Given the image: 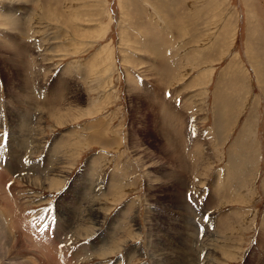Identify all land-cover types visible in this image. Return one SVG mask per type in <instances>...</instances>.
Listing matches in <instances>:
<instances>
[{"label": "rangeland", "instance_id": "1", "mask_svg": "<svg viewBox=\"0 0 264 264\" xmlns=\"http://www.w3.org/2000/svg\"><path fill=\"white\" fill-rule=\"evenodd\" d=\"M263 223L264 0H0V264H260Z\"/></svg>", "mask_w": 264, "mask_h": 264}, {"label": "crops", "instance_id": "2", "mask_svg": "<svg viewBox=\"0 0 264 264\" xmlns=\"http://www.w3.org/2000/svg\"><path fill=\"white\" fill-rule=\"evenodd\" d=\"M6 41H8V40H6ZM19 55V54H18ZM23 54L21 53V55H19V57H21ZM20 59V58H19ZM18 61V68H19V66H20V64H21V60H17ZM20 71H22V68L20 69ZM19 71V69H18V72H20ZM17 75L18 76H20L19 75V73H17ZM18 79H19V81H21L22 82V85H24L23 84V78L20 76V77H17ZM22 79V80H21ZM18 85H20V84H18ZM22 85L20 86V87H18L17 88V93L21 96L22 94H23V90H22ZM50 89H51V87L50 88H48V90H47V95H46V97L43 99V101H40V102H44V101H46L48 98H50V96H49V91H50ZM15 92H16V90H15ZM25 92V91H24ZM107 96H109V95H106V97ZM102 97H103V94H102ZM23 99H24V94H23V97H22ZM27 98H29V97H27ZM81 99H83L84 98V95L83 96H81L80 97ZM20 99H21V97H20ZM62 100V99H61ZM78 103L79 104H83V102H81V100L80 99H78ZM104 102H102V104H103ZM79 104H76V105H73V106H68L67 108H70V109H73V108H76L77 109V111L74 113V114H72L71 116H70V119H69V121H68V124H63L62 126H57L53 121H51L50 119H48L47 118V115L45 114V117H46V119L51 123V124H53L54 126H55V128H62V127H65L66 125H69V124H73V123H76V122H78L79 120H83V118H85V114H86V112H87V110H88V104L87 103H85V100H84V106L83 107H80V105ZM105 104H106V102H105ZM45 106V105H44ZM43 106V107H44ZM52 108V107H51ZM48 109H50V108H48ZM47 109V110H48ZM34 110H37V109H35V108H32L31 110H30V112H32V111H34ZM165 110H167V109H165ZM30 112L28 111L27 113H26V115L28 114H30ZM167 113V112H166ZM169 115V114H168ZM167 115V116H168ZM21 119H23V116H20L19 117V123L20 124H22L21 123ZM72 119L74 120V122L72 123L71 121H72ZM171 119H170V117H168V122H167V124L166 125H168V124H170L169 123V121H170ZM69 122H71V123H69ZM20 128H21V125L19 126V128H18V130H20ZM169 132V131H168ZM86 134V135H85ZM85 134H82V135H80L79 136V138L77 139V138H75V139H73V141H80V142H85V145H86V147H89L90 145H95V146H98V147H103L105 150H102V152H100L99 154H102V164H104V159H106V156H107V154H111V153H113V154H115V156H116V154H120L119 155V159L123 156L122 155V153L121 152H111V151H115V150H121L122 148H123V136L120 134V132L118 131V130H116V129H113V128H111V125H110V122L108 121V118L106 117V116H103L102 115V127H101V121L100 120H95V122H89L87 125H86V130H85ZM82 136H85V137H87V139H85V140H81V138L80 137H82ZM18 137V136H17ZM71 137H73V136H71ZM77 137V136H76ZM13 139V138H12ZM102 139V143H99V142H97V141H99V140H101ZM94 140H96V141H94ZM110 142H112V145H111V143ZM9 145H14V143H11V144H9ZM63 145L66 147V152L67 153H64V156L66 157V155L68 154V152L70 151V147H68L67 146V140L66 141H64L63 142ZM89 145V146H88ZM111 146H112V150L111 151H109V152H105L106 150H107V147H108V149H110L111 148ZM100 148V149H101ZM12 152H14V151H12ZM22 152H23V150H22ZM79 154V153H78ZM22 157V155L20 154V158ZM94 157H97V156H94ZM104 161V162H103ZM118 161V160H117ZM116 161V162H117ZM116 162H115V164H116ZM93 163H95V161L94 160H92V164ZM97 163V162H96ZM19 164H20V160H18V166H19ZM115 164H114V169L116 170V168H115ZM114 169L112 170V172H114ZM39 171V170H38ZM117 171V170H116ZM68 172V171H67ZM111 172V173H112ZM108 178H107V180L109 181V182H111V183H113V182H116V181H118V182H123V179H121V180H119V178H120V176H116V175H113V174H111L110 176H107ZM68 180V179H67ZM77 180V182H79V181H81V179H76ZM83 181V180H82ZM86 182H89V179H88V175H87V178H86V180H85ZM85 181H83V182H85ZM67 182H65L64 184H66ZM112 185V184H111ZM67 190V189H66ZM65 190V191H66ZM124 192V190H123V188L122 189H119L118 190V192L117 193H115V194H113L112 196H110L111 198H110V201L112 200V198L113 197H117L119 194L121 195L122 193ZM106 194V193H105ZM65 195H67L66 197H64V198H67V197H69V195L68 194H66V192H65ZM106 198V197H105ZM107 199V198H106ZM67 201H65V203H66Z\"/></svg>", "mask_w": 264, "mask_h": 264}, {"label": "bare ground", "instance_id": "3", "mask_svg": "<svg viewBox=\"0 0 264 264\" xmlns=\"http://www.w3.org/2000/svg\"><path fill=\"white\" fill-rule=\"evenodd\" d=\"M157 1V0H156ZM176 2V1H175ZM17 23V22H16ZM168 24H170V23H168ZM157 41V40H156ZM146 46H147V51L151 54V56L152 57H154V58H159V53H158V50L156 49V48H154V46H153V43L151 42V41H149L147 44H146ZM13 50V49H12ZM11 50V51H12ZM14 53V52H13ZM16 54H18V53H16ZM13 55V54H12ZM19 55H21V53L19 54ZM18 55V56H19ZM14 57V56H13ZM162 67H164V66H162ZM152 68V67H151ZM152 69H154V70H159V67H157V68H152ZM161 70V69H160ZM162 70H163V68H162ZM161 70V71H162ZM159 72V71H158ZM162 72H164V71H162ZM157 73V72H156ZM163 74V73H162ZM151 105H152V103H151ZM156 106V108L157 109H159V108H161V106H160V103L159 102H157L155 105H154V107ZM230 107V106H229ZM163 110H165V109H163ZM166 112H167V114H169V116H170V113H169V111L168 110H165ZM171 111H173L172 109H171ZM166 112L164 113L165 114V117H163V118H160L161 119V121L162 122H159L160 123V126H162V127H164V125H166L167 124V122H168V116H167V114H166ZM159 114V113H158ZM160 114H162V113H160ZM164 114L163 115H161V116H164ZM174 115V114H173ZM171 117H172V115H171ZM170 119H172V118H170ZM159 120V119H158ZM166 128V127H165ZM166 132V131H165ZM167 135H169L170 136V134H169V132L167 133ZM171 137V136H170ZM14 139V138H13ZM169 139V138H168ZM14 141H15V139H14ZM164 141V140H163ZM173 141V140H172ZM179 142V141H178ZM177 143V142H176ZM170 144V143H169ZM12 146V145H11ZM181 146V145H180ZM177 147V146H176ZM178 148V147H177ZM175 149V148H174ZM167 150V149H166ZM172 156V155H171ZM182 157V156H181ZM236 172V171H235ZM179 177V176H178ZM260 233V235H261V237H259V242H260V244L261 245H263L262 247L264 248V239L262 238L263 236H264V223L262 224V226H261V231L259 232ZM1 234V233H0ZM179 249V248H178ZM185 254V253H184ZM262 256V255H261ZM32 258V257H31ZM181 261V260H180ZM260 264H264V261H261L260 262Z\"/></svg>", "mask_w": 264, "mask_h": 264}]
</instances>
